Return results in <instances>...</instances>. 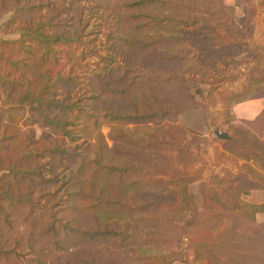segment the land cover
I'll return each instance as SVG.
<instances>
[{
    "label": "trees",
    "instance_id": "obj_1",
    "mask_svg": "<svg viewBox=\"0 0 264 264\" xmlns=\"http://www.w3.org/2000/svg\"><path fill=\"white\" fill-rule=\"evenodd\" d=\"M42 1L0 0V19L11 12L2 31L21 35L0 37V264H48V257L55 264H122L116 250L174 243L180 238L170 228L161 236L140 224L165 218L180 228L178 213L192 210L195 216L187 189L198 173L187 166L197 157L187 130L174 121L197 102L188 93L165 99L160 93L165 87L179 91L187 74L203 79L215 72L195 50L219 47L215 37L221 26L232 37L245 38L244 19L197 1L103 0L115 14L110 47L120 59L108 55L84 87L73 71H64L62 61L88 46V23L75 21L71 28L70 18H62L66 7L58 4L69 2L77 20L82 0H54L55 8L46 11ZM220 44L235 47L241 58L252 56L245 40ZM97 54L90 49L86 55ZM144 123L168 125L147 137L126 128ZM104 125L110 128L106 135ZM80 139L75 147L84 145L92 154L81 150L72 158L68 142ZM164 144L176 156L161 158ZM67 162V177L54 176ZM228 243L219 245L233 255L230 260L264 264V240L254 246ZM235 244L239 251H252L240 255L233 252ZM168 255L187 262L178 251ZM145 258L150 257H136Z\"/></svg>",
    "mask_w": 264,
    "mask_h": 264
},
{
    "label": "rangeland",
    "instance_id": "obj_2",
    "mask_svg": "<svg viewBox=\"0 0 264 264\" xmlns=\"http://www.w3.org/2000/svg\"><path fill=\"white\" fill-rule=\"evenodd\" d=\"M183 1L204 2L211 9L222 11L227 15L233 16L236 20L244 19L243 22H239H241V24L244 25V28H246L245 38L232 37L233 35L227 33L225 27L221 26L217 31V37H215L219 42V47L208 46L203 47L202 49H194L203 60H206L208 63H213L216 66L215 72L210 71L211 75L203 79L197 75L191 77L187 74L185 76L186 81L184 84H181L179 91L174 87H165L162 93H160V98L162 99H165V96L168 94L183 98V93H188L190 97H197L199 100L202 99L207 103V110L200 112L198 119H200L202 123L206 119L209 123H213L214 127L219 128L226 123L225 121L231 119L230 108L233 103L240 98L239 94L244 93V95H247L257 91L259 92L261 89L260 85L264 84V81L261 79L258 80L259 75L264 74V0ZM42 2L46 4L45 11L47 9L53 10L57 4L54 0H43ZM58 4L66 7V9L63 10L62 18H70L69 24L71 28H73L72 23L75 21H79L81 25L88 23L84 29V31L88 33L85 37V40L88 41V46L79 49L75 55L73 54V57H65L62 61L64 71H73V73L82 80V84L85 87L88 77L91 76L93 71L98 70V68L106 62L105 59L109 58L108 55H113L116 59H120V56L115 55L110 47V44L115 42L114 37H116V34L110 36V34L114 32L113 30L117 29L115 14L110 10L105 9L106 3L103 0H82L78 5V8L81 10L78 11L79 13L81 12V15L77 20H74V12L71 7L69 8L70 3L62 2ZM6 17H10V14ZM3 21V19H0V27L4 24ZM229 39L235 40L236 43L245 40L248 49L252 52L250 53L252 56H248L245 59L241 58L238 50L234 49L235 47H229V45L222 46L220 44L224 41L227 43V40ZM243 46L244 45L241 44L239 48H243ZM90 49L97 51L98 54L94 56L86 55L87 50ZM235 75H238L239 77L230 81ZM208 93L210 94L207 97ZM145 94L149 95L150 93L147 91ZM138 97L139 95L135 96L136 101H138ZM167 125L168 123H161V127H159L156 123H144L139 125H127L126 128L129 131H132L137 137H147L148 133L157 128H161L159 131L162 132ZM109 129L110 128L107 125L102 126V131L105 135L108 133ZM36 130L38 135L43 134L41 128L36 127ZM83 141L84 140L80 139L78 142H68L72 150L70 152V157H76L77 153L81 152V150L85 151V154H92V150L87 151L84 145L81 146V149L80 146L75 147V145H81ZM109 144H112V142L109 141ZM159 153L161 158L165 155L173 156L175 155V149L173 148V150H171L169 145L164 144L159 149ZM197 153L204 154L205 150L200 149ZM177 165L179 166V163H177ZM200 166L201 164L198 162L194 165V168L197 169ZM69 167L70 163L67 162L63 168L55 170L53 175L61 177L65 174L66 178L71 171ZM58 179L60 182V178ZM210 184L209 186L213 189L212 191L218 190L217 185H214V182H211ZM232 200L236 201L235 197H233ZM188 215L189 213L187 211H183L176 216V221L178 224L180 223V228H172L171 222L167 221L165 218H163V221L159 224H140L144 229L148 231L154 230L161 236L171 230V233L180 239H175L172 244L160 242L159 244L149 246H129L128 248L126 247V249L116 250L114 253L116 258L122 264H204L205 262L202 261L207 260V258L205 257L206 255L203 257V254L209 253L207 251L209 248L206 247L207 244L200 245L201 243L198 239L195 240L194 235L189 239L188 234L194 233L197 227L202 229L206 225L216 224V222L209 218H199L198 221L197 218H190L193 219L192 224V222H187L189 219L187 218ZM123 219L120 220L122 221ZM169 228L170 230H168ZM231 243H228V245ZM170 250L178 251L179 257L186 259L187 262L185 263L181 260L175 261V256L170 257L168 255ZM139 253L150 258H145L139 261L136 259L137 254ZM126 255H128V257ZM198 257L202 260L201 262L200 260H197ZM47 261L48 264H55L54 257H48ZM215 261L217 263H214L212 260V263L210 264H237V261L235 260L229 262L225 260V262L223 260L217 261L215 259ZM101 264L110 263H108L107 260H103Z\"/></svg>",
    "mask_w": 264,
    "mask_h": 264
},
{
    "label": "crops",
    "instance_id": "obj_3",
    "mask_svg": "<svg viewBox=\"0 0 264 264\" xmlns=\"http://www.w3.org/2000/svg\"><path fill=\"white\" fill-rule=\"evenodd\" d=\"M9 14L11 12L1 18L3 22ZM2 26L0 37L7 40L20 38V32L4 33ZM260 79L264 81V74L259 75ZM260 88L259 92L239 94L240 98L230 108L231 119L219 128L206 119L203 123L198 119L200 112L207 110V103L197 97H191L197 105L187 107L174 121L187 130L190 148L197 157L187 166L188 171L198 173L187 189L196 212L194 216L189 210L187 218L195 217L197 221L209 218L216 222L202 229L197 227L194 233L188 234L189 239L194 235L200 245L207 244L209 253L203 254L207 260L197 258L204 264H210L212 260L217 263L215 259L231 261L229 258L233 255L219 245L222 242L254 246L264 240V84ZM217 134L227 138H218ZM200 149L205 153H197ZM198 162L201 166L195 169ZM211 182L218 190L212 191ZM236 247L237 244L233 252L240 255L248 256L252 251H239Z\"/></svg>",
    "mask_w": 264,
    "mask_h": 264
}]
</instances>
